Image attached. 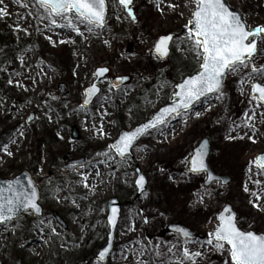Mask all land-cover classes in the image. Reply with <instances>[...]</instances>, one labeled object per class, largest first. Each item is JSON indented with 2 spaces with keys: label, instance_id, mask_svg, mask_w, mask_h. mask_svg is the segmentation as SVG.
I'll return each mask as SVG.
<instances>
[{
  "label": "rangeland",
  "instance_id": "obj_1",
  "mask_svg": "<svg viewBox=\"0 0 264 264\" xmlns=\"http://www.w3.org/2000/svg\"><path fill=\"white\" fill-rule=\"evenodd\" d=\"M106 1L107 28L97 30L74 18L79 32L60 27L66 21L59 17L53 25L31 0L0 2L7 12L0 15V26L6 25L0 35L11 44L9 61H0V178L29 171L44 208L41 218L29 211L0 226V264H178L181 259L183 264H233L227 244L220 250L208 240L227 204L237 211L243 231L264 234V170L254 163L264 153V106L252 96V84H264V74L253 73L250 64L229 75L222 95L149 132L133 157L121 160L110 148L119 133L173 101L177 84L200 69L186 31L195 3L133 0V23L118 0ZM227 1L244 13L250 29L264 25V0ZM170 33L177 35L172 56L167 61L148 56L158 38ZM24 42L38 50H22ZM59 56L64 63L55 66ZM252 62L264 67V40ZM99 67L111 74L101 83V97L86 110L83 92ZM121 76L132 82L115 92L112 80ZM61 84L68 87L66 97ZM31 114L36 118L28 123ZM74 125L80 141L71 140ZM205 137L212 145L209 163L217 174L232 178L230 185L205 188V176L189 172L192 151ZM81 159L84 163L73 164ZM137 168L149 187L135 200ZM112 198L123 204V213L115 251L101 263L96 256L106 244ZM173 223L205 240L163 233ZM185 247L200 253L194 262L184 256Z\"/></svg>",
  "mask_w": 264,
  "mask_h": 264
},
{
  "label": "snow or ice",
  "instance_id": "obj_2",
  "mask_svg": "<svg viewBox=\"0 0 264 264\" xmlns=\"http://www.w3.org/2000/svg\"><path fill=\"white\" fill-rule=\"evenodd\" d=\"M132 2L133 0H120V3L128 8L130 13L132 10L129 6ZM194 3L193 18L187 25L188 40L200 58V69L197 74L179 85L180 90L176 93L180 97L179 103L171 108L163 109L162 113L149 124H145L133 132L123 133L120 140L110 146L121 157L129 152L140 135L149 128L164 123L168 115L173 113L179 115L181 109L186 113L195 102L210 93L222 95L224 80L229 75L238 73L243 68H248L250 64L253 73L264 74V67H259L252 62L258 51V42L264 40V25L250 30L246 22L242 20L241 15L233 11L226 0H194ZM39 4L48 11L53 25L57 24L56 17L66 21V23L60 24V27H71L77 32H79V27L73 22L74 18L89 26L102 27L105 24L106 0H39ZM6 14V10L0 8V15ZM133 19H135L134 15ZM172 39V36L161 38L156 51L166 55V45ZM107 71L108 69L102 68L99 70V75H103ZM243 82L242 80L241 84ZM98 91L99 89L96 87L89 89V99L93 93ZM256 93L259 95L257 96ZM253 99L264 101V85L253 84ZM206 149L207 142L196 151L191 161V171L206 170L204 162ZM4 150L7 151L6 146ZM8 154L11 155L10 152ZM254 163L264 167V156L259 157L258 161ZM28 182L31 183V180ZM21 184L20 180H16L9 184L6 189L0 188V222L10 219L20 206L33 208L37 213L41 211L36 203L38 196L35 186L31 192L27 189L20 191L16 186ZM138 184L141 191H144L145 178L143 176L139 178ZM117 214L118 209L113 208L110 217L113 227L117 222ZM219 220L217 229L210 234L212 239L208 240L209 244H212L214 239L217 249L220 250L225 247V244L229 245L233 264H264V235L242 231L237 226L236 216L231 208H226ZM178 231L182 232L185 238L190 236V233L184 229H178ZM107 254L108 249L101 252V259ZM198 255L200 253H191L187 247L184 248V256L193 262ZM178 264H183V260L178 261Z\"/></svg>",
  "mask_w": 264,
  "mask_h": 264
},
{
  "label": "water",
  "instance_id": "obj_3",
  "mask_svg": "<svg viewBox=\"0 0 264 264\" xmlns=\"http://www.w3.org/2000/svg\"><path fill=\"white\" fill-rule=\"evenodd\" d=\"M37 1L39 2V0H37ZM226 2H227V1H226ZM106 5H107V2H106ZM130 6H131V5H130ZM130 6H129V7H130ZM123 7L125 8V10L127 11V13H128L132 18H133V15L135 16V11H134V9H132V8L130 7L131 10H132L131 13H130L129 10H128V8H126L124 5H123ZM231 9H232V8H231ZM232 10L235 11V12H237L238 14H240L242 20H244V16L242 15L241 12H239V11H237V10H234V9H232ZM107 12H108V7H107V11H106L105 24H104L102 27H99L100 29H104V28H106ZM135 18H136V17H135ZM192 18H193V15H192ZM244 21H245V20H244ZM189 22H190V21H189ZM171 36L174 38L173 35H171ZM162 38H163V37H162ZM160 40H161V38L158 40V42L156 43V45H155L153 48H151L150 53H151V54H155V55H157L159 58H161V59H163V60H166V59L170 56V54H171V43H172V40H173V39H172L171 41H169V42L167 43V45H166V48H167V54H166V55L163 54V52H159V53H158V52L156 51V47H157V45H158V43H159ZM258 46H259V42H258ZM100 69H102V68H99V69L96 70V73H95V75H96V80H95V82H94L90 87H88V88L85 89V100H84V103H83V106H84L85 108H90V107L94 104V102L96 101V99H97V98L99 97V95L101 94V88L99 87V83H100V82H101L106 76H108V75L110 74V70H109L108 68H105V69H108V71L105 72L103 75H99V70H100ZM189 77H191V76H189ZM189 77L185 78L182 82H180V83L177 85V91H176V93H178L179 90H180V89H179V85H180L181 83H183L185 80H187ZM226 79H227V78H226ZM226 79L224 80V83H223V89H224V84H225ZM130 80H131L130 77H118V78H116V79L113 80V87H114L115 89L121 88V87L125 86L126 84H128V83L130 82ZM258 83H259V82H258ZM93 87L98 88L99 91L96 92V93H93L92 96H91V99H89L88 91H89V89H91V88H93ZM60 89H61V92H62V93H61L62 96H66V95H67V87H66L65 85H61V86H60ZM223 89H222V91H223ZM176 93L174 94V101L169 102L167 105H165L164 107H162L161 109H159L157 112H155V113L153 114V116H152L150 119H148L146 122L142 123L141 125L136 126V127L134 128V130H132V131H130V132L135 131L136 129H138V128L144 126L145 124H149L152 120H154V118H155L156 116H158V115H160V114L162 113L163 109H165V108H171V107L175 106V104L179 103L180 97L177 96ZM217 94H219V93H210L209 95H207V96H205V97H202L199 101L195 102V103L193 104V107H192L191 109H189L188 111H190V110H192L193 108H195L198 104H200V103H201L203 100H205L207 97L212 96V95H217ZM256 95L258 96L259 94L256 93ZM260 102H261L262 104H264V101H260ZM188 111H187V112H188ZM183 113H185V111H184L183 109H181L179 115H181V114H183ZM179 115H177V114H175V113H173V114H171V115H168V116L166 117V120H165L164 123H162V124H158L156 127H151V128H149L144 134L140 135V136L136 139V141L134 142L132 148L129 150V152H128L124 157H121V156L115 151V149H113V150L115 151V153L118 155V157H119L120 159H125V158L128 157V156L133 157V150L135 149V146L137 145L138 141H139L144 135H146V134H147L148 132H150L151 130H154V129H156V128H158V127H160V126L166 124V123H167L168 121H170L173 117H175V116H179ZM34 119H35V115H31V116L29 117V119H28V122L30 123V122H32ZM126 132H128V131H122V132L120 133V135H119V138H118L116 141H114V142L112 143V145H113L114 143L118 142V141L120 140L122 134H123V133H126ZM71 137H72L73 140H80V139H81V136H80L79 130H78L76 127H73V128H72ZM205 142H207V149H206L205 154H204V162H205V164H206V170H202V171H199V172H194V171H191V167H192V165H191V167H190V171H191L192 173H206V174H207V179H206V181H205V183H204V186L207 187V188L210 187L212 184H214V183H218V182H221L223 185H228V184L231 182V179H230L229 177H226V176H220V175H217V174L213 171V169L211 168V166L209 165V162H208V161H209V158H210V155H211V144H210L209 139L205 138V139H203V140L201 141V143H200V144L194 149V151H193V157H194L196 151L199 150V149H201V148L203 147V145H204ZM262 156H264V153H263V154H259V155L256 157L255 161H258V158H259V157H262ZM193 157H192V159H193ZM192 159H191V161H192ZM83 161H84V160L82 159V160H80V161H76V162H74V163H75V164H81V163H83ZM256 165H257V167H258L259 169H264V167H260V166L258 165V163H256ZM136 174L138 175V177H137V179H136V181H135V187H136V189H137V198H139L143 193H145V192L147 191V188H148V186H149V181H148V178L145 176V174H144L139 168H137V170H136ZM141 176H143V177L145 178L144 191H141L140 186H139V184H138L139 178H140ZM16 180H20V181L22 182L21 185L16 186V187H18V188L20 189V191H23L24 189H27L29 192H31L33 186H35V190H36V193H37V196H38V199L36 200V203L39 205L41 211H40L39 213H37V212L35 211V209H33V208H30V207L26 208V207H24V206H20V207L17 209L16 213H15L14 215H11V218H10V219L5 220V221H3V222H0V225L5 224V223L8 222V221H16L17 219H19L21 216H23L26 212H28V211H30V210H31V211L33 212V214H34L35 216H37V217H41V216L43 215V207H42L41 204H40V199H41L40 191H39V189H38V187H37L35 181L33 180L32 176H31L28 172H23L22 174H20L19 176L15 177L14 179H1V178H0V188H4V189H6V188L9 186V184H11L12 182H14V181H16ZM29 180H31V183L28 182ZM122 206H123V205H122V204L118 201V199H116V198H113V199H111V200L109 201V213H108V216H107V224H108V227H109V232H108V236H107V244H106V245H105V246L99 251V253H98V255H97V259L100 260L101 262H105L106 260H108L109 257L112 255V253H113V251H114L115 243H116V232H117V227H118L119 222H120V219H121ZM113 208L118 209L117 222H116L115 227L112 226V223H111V220H110V217H111V215H112V209H113ZM226 208H231L232 212L235 213V216H236V223H237V213H236V211L233 209V207H232L231 205H227V206L221 211V213H219V215H218V220H219L220 215H221L222 213H224V210H225ZM56 219H57L58 224H60V225H61L62 227H64V228H67L66 225H65V223L63 222V220H62L58 215H56ZM219 222H220V220H219ZM237 226H238V225H237ZM178 229H184V230H186L188 233H190V236H189L188 238H185L184 235H183V233H182V232H179ZM167 231L170 232V233L178 234V235H180L181 237H183L184 239H187V240H193V241H195V240H197V238H198V237L194 234V232H193L191 229H189V228H187V227H185V226H183V225H181V224H172V225H169V226L167 227ZM251 232H252V231H251ZM258 235H264V234H258ZM200 238L203 239L204 237H203V236H200ZM106 249H108V254H107L103 259H101L100 254H101V252H104Z\"/></svg>",
  "mask_w": 264,
  "mask_h": 264
},
{
  "label": "trees",
  "instance_id": "obj_4",
  "mask_svg": "<svg viewBox=\"0 0 264 264\" xmlns=\"http://www.w3.org/2000/svg\"><path fill=\"white\" fill-rule=\"evenodd\" d=\"M1 26H2L3 31H4V30L6 31V25H4V26L1 25ZM1 26H0V27H1ZM0 44H1V45L3 44V47H6V51L0 53V59H1L2 61L6 62V61L9 60L8 57H7V54H10V53H11V51H9V49H8L7 46L10 47L11 44H7V42H6V38H4V35H3V36L0 35ZM22 48H23L22 50H26V51H30V50L32 49V50L35 52V51L38 50L37 48L33 47V46L31 45L30 42H24ZM1 54H2V55H1ZM3 54H4V55H3ZM37 54H38V53H37ZM40 56H41V55H40ZM63 62H64L63 56H59V57L57 58V60H56V64H57V65H61V64H63ZM3 140H4V139H3Z\"/></svg>",
  "mask_w": 264,
  "mask_h": 264
},
{
  "label": "bare ground",
  "instance_id": "obj_5",
  "mask_svg": "<svg viewBox=\"0 0 264 264\" xmlns=\"http://www.w3.org/2000/svg\"><path fill=\"white\" fill-rule=\"evenodd\" d=\"M0 248H3L2 244H0Z\"/></svg>",
  "mask_w": 264,
  "mask_h": 264
},
{
  "label": "flooded vegetation",
  "instance_id": "obj_6",
  "mask_svg": "<svg viewBox=\"0 0 264 264\" xmlns=\"http://www.w3.org/2000/svg\"><path fill=\"white\" fill-rule=\"evenodd\" d=\"M176 39H177V35H176ZM203 175V174H202ZM205 175V174H204Z\"/></svg>",
  "mask_w": 264,
  "mask_h": 264
}]
</instances>
